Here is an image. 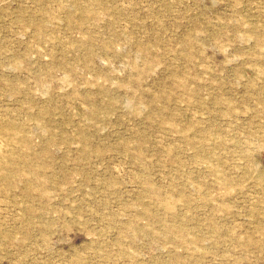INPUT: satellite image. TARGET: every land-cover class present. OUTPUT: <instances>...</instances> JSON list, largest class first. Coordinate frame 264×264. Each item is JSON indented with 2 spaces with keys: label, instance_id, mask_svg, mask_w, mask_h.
I'll return each mask as SVG.
<instances>
[{
  "label": "rangeland",
  "instance_id": "rangeland-1",
  "mask_svg": "<svg viewBox=\"0 0 264 264\" xmlns=\"http://www.w3.org/2000/svg\"><path fill=\"white\" fill-rule=\"evenodd\" d=\"M0 264H264V0H0Z\"/></svg>",
  "mask_w": 264,
  "mask_h": 264
}]
</instances>
